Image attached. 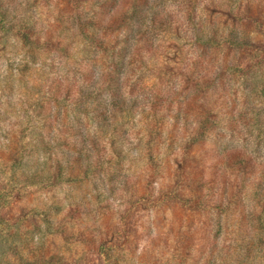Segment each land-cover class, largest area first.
I'll list each match as a JSON object with an SVG mask.
<instances>
[{
  "label": "trees",
  "instance_id": "trees-1",
  "mask_svg": "<svg viewBox=\"0 0 264 264\" xmlns=\"http://www.w3.org/2000/svg\"><path fill=\"white\" fill-rule=\"evenodd\" d=\"M11 50L0 264H264L262 156L216 138L253 128L264 0H0ZM37 70L24 119L13 91ZM78 242L90 257L65 261Z\"/></svg>",
  "mask_w": 264,
  "mask_h": 264
},
{
  "label": "rangeland",
  "instance_id": "rangeland-1",
  "mask_svg": "<svg viewBox=\"0 0 264 264\" xmlns=\"http://www.w3.org/2000/svg\"><path fill=\"white\" fill-rule=\"evenodd\" d=\"M33 1V0H30ZM168 8H172V5L169 3H167ZM45 8V7H44ZM43 8V9H44ZM43 9L40 8H36L35 12L37 14V16L40 14H42ZM53 10V12L55 11V9L53 8H48L45 11H51ZM133 25H139V27L141 29H146L148 30L151 34H153L154 37L158 38V39H163V40H169L171 37L166 35V32L160 29H152V25H150L149 23H137L135 21H133ZM165 50V49H164ZM17 57L15 55V51L11 50L8 54V56L6 57V59L4 58H0V75L2 76H11L12 75V79H16L18 77L16 70H10V63H17ZM47 65L49 66V64H52L53 61L50 58H48L46 60ZM47 66V67H48ZM32 73V72H31ZM30 72L26 73L24 78H26V82L25 84H18L16 83V87L17 89H15L13 91L14 94L18 95L16 97L15 103H16V107L18 109V113L27 119L31 118V115L34 117L35 115H38L40 113L39 109H34L32 108L31 104L34 102L35 98L39 95V93H41L43 91V87L45 85V74L41 73L39 70L35 71L33 74H31ZM50 75L52 76V74L50 73ZM50 76V77H51ZM252 81L255 83V81L252 79ZM252 81L249 82V85L252 83ZM263 84V82H262ZM263 89V88H262ZM260 87H257V90L259 91V97H257V99H255L253 101V105H254V111L249 112V116H251V121H250V127H253L249 130L245 129V131H243L241 134H237V133H233L231 131H226L224 135L222 136H217V141L219 144H221L222 147L227 148V147H244L247 148L248 150L251 151V153L256 156H262L259 160H261L262 163H264V90H262ZM19 93V94H18ZM30 114V116H29ZM258 114V117L257 115ZM262 128L261 132L260 129ZM258 133L257 134L255 133ZM0 135L4 136V133L0 131ZM1 171H0V175H1ZM7 180H0V188L3 186L4 182ZM8 234H6V238H8ZM1 235V232H0ZM10 235V234H9ZM9 238L11 239V236H9ZM75 240V242L78 240L76 239H72V241ZM71 241H69L67 244L69 246H71ZM117 244H120V241L116 242ZM80 242L76 243L74 246L70 247L73 250H68L65 252V261L68 262H72L74 260H76L77 262H79V260L81 258L84 259L85 256H87V258H89V254H86L85 256H83L84 254V248L83 246L79 245ZM106 246V242H104L103 244V248ZM104 250V249H103ZM8 251V247L5 246L4 249H2L1 251V255H0V260L6 258L8 255H6ZM116 256H118V254H115ZM120 256V255H119ZM118 256V258H119ZM63 260V259H62ZM84 261H82V259L80 260L79 264L83 263ZM41 263H44V261H42ZM84 264V263H83ZM124 264H134V261H124Z\"/></svg>",
  "mask_w": 264,
  "mask_h": 264
}]
</instances>
